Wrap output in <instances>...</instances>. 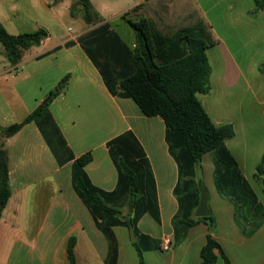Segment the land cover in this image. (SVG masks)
<instances>
[{
	"label": "crops",
	"instance_id": "0c3cea01",
	"mask_svg": "<svg viewBox=\"0 0 264 264\" xmlns=\"http://www.w3.org/2000/svg\"><path fill=\"white\" fill-rule=\"evenodd\" d=\"M36 1L31 3L34 10ZM40 1L59 15L51 0ZM72 1L61 0L56 7L63 6L71 16ZM90 1L103 17L102 23H110L118 34L119 25L113 22L128 24L121 16L135 7V17L151 19L167 36L182 28L207 27L213 41L206 51L212 71L210 91L200 95V100L216 125L234 126L236 135L226 146L264 209V190L255 179L264 154V74L260 71L264 66V11L253 14V0H130L126 5L122 0ZM5 5L6 0H0L3 26L11 21L4 13ZM6 7L19 16L15 2ZM76 18L81 25L67 36L54 34L46 24L36 25V30L42 27L48 31L49 39L27 51L16 66L7 62L0 46V129L23 121L70 75L67 89L51 101L49 110L73 157L92 155L84 168L91 182L107 192L116 189L118 171L109 144L127 132L137 139L151 166L160 222L147 213L137 227L159 241L160 247L143 253L144 264H200L210 224L200 221L175 243L179 169L166 142L163 119L147 117L134 100L110 93L79 41L101 23L89 27L81 17ZM124 41L134 47V31ZM5 147L12 195L0 219V264H69L67 246L72 237L76 238V264H108L109 242L73 188L72 161L58 165L35 122L6 139ZM213 173L212 157L206 154L197 168V183L201 180L210 193L211 233L231 264H264V211L253 209L237 219L233 202L219 195ZM128 211L125 208L123 215ZM113 233L115 264H139L130 230L115 226ZM167 240L170 246L166 250ZM216 253V264H224Z\"/></svg>",
	"mask_w": 264,
	"mask_h": 264
},
{
	"label": "trees",
	"instance_id": "16d2710c",
	"mask_svg": "<svg viewBox=\"0 0 264 264\" xmlns=\"http://www.w3.org/2000/svg\"><path fill=\"white\" fill-rule=\"evenodd\" d=\"M60 1L51 0V5ZM253 1L256 7L253 14L264 11V0ZM74 2L77 9L75 6L70 8L71 17L80 16L88 26L101 23L79 41L99 69L110 93L134 100L145 116L161 117L165 123L166 142L179 169L175 188L179 210L173 219L175 243L181 242L189 229L200 221L214 224L213 216L193 217L200 200L197 168L206 154L212 157L217 191L221 197L233 202L237 219L246 217L253 209L264 211L226 146V141L236 135L234 126L216 125L200 100V95H207L210 91L212 71L206 51L213 41L207 27L182 28L167 36L151 19L144 16L133 19L128 17L130 12H126L121 17L133 29L136 40L135 46L130 47L110 23H102L103 17L95 11L90 0ZM135 10L136 7L132 12ZM47 38L49 33L42 27L13 35L0 24V46L12 66L18 65L27 51L40 46ZM260 71L264 74V66ZM70 78V75L62 78L45 101L23 121L0 129V219L12 195L5 140L26 124L35 122L58 165L64 166L72 161L73 188L109 242L108 264H115L117 258L115 226L133 228L137 238L133 245L139 255V264H144L143 253L160 247L159 241L142 234L137 227L140 218L147 213L160 222L151 166L137 139L127 132L109 144L118 171L116 189L107 192L91 182L84 168L92 160V155L73 157L49 110L51 101L67 89ZM255 179L264 190V154L256 168ZM125 208L131 211L123 215ZM75 245L76 238H70L67 246L69 264H76ZM216 251L224 259V264H231L212 233L201 251L200 264H216Z\"/></svg>",
	"mask_w": 264,
	"mask_h": 264
},
{
	"label": "rangeland",
	"instance_id": "374dc122",
	"mask_svg": "<svg viewBox=\"0 0 264 264\" xmlns=\"http://www.w3.org/2000/svg\"><path fill=\"white\" fill-rule=\"evenodd\" d=\"M34 1L35 0H6V5L5 7H3V9L4 13L11 18V21H7V25H5L4 27L10 34L17 35L22 32L35 31V26L42 23L48 25L54 34L62 36H67L71 33H76L78 31L81 25L80 20H78V18H73L66 14V12L63 10V6L61 7L59 5L58 7H56L59 2L54 3L55 9H57L59 14L56 16L50 10L44 8L41 5L40 0L36 1L38 5L36 10H34V8L31 7V3H33ZM129 1L130 0H122V4L126 5ZM14 2L18 6V17L12 15L13 13L11 14L9 7H6L8 6V4H13ZM95 2H97V0H95ZM54 5H51V7H54ZM72 6H75V8L77 9L74 0L71 2V7ZM135 16H137V13L131 11L129 17H132L133 19L138 18ZM114 19L115 18H113V20ZM113 23H115V25H119L117 27L119 35L123 37V40L128 41L131 38V35L133 34L132 28L125 22H120V24H118L114 21ZM69 28H71L72 31H69Z\"/></svg>",
	"mask_w": 264,
	"mask_h": 264
},
{
	"label": "water",
	"instance_id": "95a60500",
	"mask_svg": "<svg viewBox=\"0 0 264 264\" xmlns=\"http://www.w3.org/2000/svg\"><path fill=\"white\" fill-rule=\"evenodd\" d=\"M198 189L200 192V200L199 205L195 210V217L197 218H207L212 216V212L209 208V201H210V193L207 189V187L203 184L201 180L198 181ZM213 231V226L210 225L209 232L211 233ZM131 239L132 242H135L137 240L135 232L133 228L130 229Z\"/></svg>",
	"mask_w": 264,
	"mask_h": 264
},
{
	"label": "built area",
	"instance_id": "2783aa9c",
	"mask_svg": "<svg viewBox=\"0 0 264 264\" xmlns=\"http://www.w3.org/2000/svg\"><path fill=\"white\" fill-rule=\"evenodd\" d=\"M48 39H49V38H47L46 40L42 41V43H43V42H47ZM169 246H170V241L167 240L166 245H165V249H166V250L169 249Z\"/></svg>",
	"mask_w": 264,
	"mask_h": 264
}]
</instances>
